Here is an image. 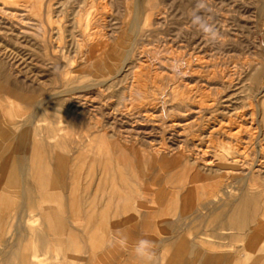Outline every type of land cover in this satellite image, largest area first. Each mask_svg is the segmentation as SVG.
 Returning a JSON list of instances; mask_svg holds the SVG:
<instances>
[{
  "label": "rangeland",
  "instance_id": "1",
  "mask_svg": "<svg viewBox=\"0 0 264 264\" xmlns=\"http://www.w3.org/2000/svg\"><path fill=\"white\" fill-rule=\"evenodd\" d=\"M208 2L211 22L222 36L216 44H209L191 25L195 0H0V97L25 99L13 116L6 114L5 122L30 119L25 142L53 145L62 136L63 148L76 150L64 156L88 161L69 164L65 178H56L64 204L73 195L83 206H101L110 197L116 202L123 195L110 194V182L117 177H124L128 191L134 182L146 181L153 193L160 194L189 184V178L199 183L201 193L209 178L225 181L245 175L244 162L255 169L261 157L264 161V0ZM176 61L184 64L182 77L170 71ZM238 129L242 131L234 135ZM231 142L241 145L236 150L228 145ZM17 157L16 151L11 153L8 170L17 180V195L2 201L1 219L6 224L0 227V262L23 202ZM91 161L109 163L110 182ZM151 176L153 184L147 182ZM118 184L123 186L122 181ZM25 187L34 192V199L25 211V238L19 244L25 263L17 264H126L127 257L121 254L132 253L141 238L152 241L158 264L167 251L182 257L191 253L180 244L170 250L164 247L163 240L174 232L160 222L171 220L175 197L131 194L142 208L130 216L133 224L158 207L163 210L135 239L124 235L115 222L118 216H99L96 234L113 235L126 244H116L94 261L81 233L85 217L65 210L64 226L56 225L59 216L52 214L48 225L44 206L59 207V199L40 198L43 190L33 176ZM189 200L190 205L182 203L176 209L180 214L183 210L184 217L205 202ZM104 220L108 223L103 228ZM39 231L47 236L46 248L36 236ZM60 242L66 245L62 252ZM232 246L240 250L243 242L235 240ZM205 250L217 253L228 248L208 245Z\"/></svg>",
  "mask_w": 264,
  "mask_h": 264
},
{
  "label": "crops",
  "instance_id": "2",
  "mask_svg": "<svg viewBox=\"0 0 264 264\" xmlns=\"http://www.w3.org/2000/svg\"><path fill=\"white\" fill-rule=\"evenodd\" d=\"M22 103H25L24 98L15 99L6 96L0 97V227H3V225L6 224V221L1 219V213L4 207L2 201H4L7 197L15 199V195H17L18 192V190L14 188L17 180H12V176L8 173L10 168L9 158L11 153L15 151L18 154L17 164L20 182L23 185V190L21 191V197L23 200L20 205L21 213L17 222L13 225V229H11L9 233L11 238H8L5 241V248L7 251L2 254L3 256L0 264H17V262L25 263V257L19 249V244L22 243L25 238V211L33 206L34 192L25 187L29 176H33L36 187L43 190L38 192V196L43 198L45 202L48 200L55 201V198L59 199V207L53 208V206H44V209L48 212V225L52 223V220L50 219L52 214L54 216H59V221L56 225L64 226L66 222L61 216L65 210H69L73 217H85L84 227L82 230H79H81L82 237L89 244V251L91 252L94 261L96 258H102L104 251L111 248L108 246V241L114 238L113 235L100 237L96 234L95 228L98 226L99 216H104L105 218L111 215L118 216L119 219L115 222L120 224V228L123 229L124 235L128 238L135 239L141 237V232L143 230H147L153 225L154 222L151 220L152 216L159 217L162 215L163 210L161 207H158L156 210L145 214L140 221L133 224L129 219L130 216L141 212L142 208L136 204V201L133 199L131 194H137L140 197L147 193H144L141 189L136 188L135 186L138 184L135 182L133 183L134 187L130 188L128 191L124 177H117L116 180L112 178L114 182L111 184L108 166L109 163L107 164L105 162V164L103 161L100 163L98 161H91V163L101 167V176L103 180L105 182H110V194H122V198L118 197L116 202H112L111 200H113V198L110 197L108 198V201L101 206L97 205V203L83 206L77 202L78 198L73 195L72 197L70 196V203L64 204L61 199V194L56 190V178H65L66 168L69 164H82L88 161H78L77 155L64 156L66 152H69L70 154L73 153V151L76 152V150H65L61 144V140L63 139L62 136H58V142L53 145L50 143L34 145L32 143L30 144L25 142V131L27 130L26 127H28L30 119L27 121L20 120L16 123L5 122L6 114L13 116L16 106ZM2 107H4L5 110ZM36 121L37 120H34L33 125L39 127ZM53 126L58 132L59 128L55 125ZM54 168H58V170L55 171ZM44 175L48 180L44 177ZM74 177H80V173H75ZM118 181H122L123 186H120ZM52 183L55 187L51 186ZM235 201L237 203L234 202V200L231 201V208L227 210L220 209L215 211L214 215H211V213L205 210H201L200 212L196 210L192 216L186 215V217H184L185 213L183 214V210L180 214L178 211L175 212L174 208V210L171 209V211H173L171 220L167 222H160V224H164L168 228L170 227V229L174 232L171 236L163 240L164 247L169 246L168 248L170 250V248H174L181 244L186 246L191 253L188 257H182L170 253L171 251H167L168 254L164 257V262L162 264H264V211L259 210V212H254L253 209L235 210L232 206L236 207L241 200L238 198L237 200L235 199ZM127 206L130 207L129 210L126 209ZM229 211L231 212L228 213ZM122 217L125 218L122 219ZM251 222H253V224ZM107 223V220L102 221L100 227L104 228ZM190 231H198L199 233L191 238L186 235V233ZM13 236L15 237V240L12 239ZM36 236L38 237L41 246L46 248L48 243L46 234L39 231ZM261 238L262 241L260 240ZM235 240L243 242V246L240 250L235 251L231 249L233 247L232 242ZM208 245L226 247L228 248V251L210 253L205 250V247ZM57 247L59 252H62L66 248V245L60 242ZM76 248L79 250L77 245ZM111 253L116 254V252ZM121 257H127V259H125V261L127 260L126 264L135 259L132 253L121 254ZM237 257L240 259H237Z\"/></svg>",
  "mask_w": 264,
  "mask_h": 264
},
{
  "label": "bare ground",
  "instance_id": "3",
  "mask_svg": "<svg viewBox=\"0 0 264 264\" xmlns=\"http://www.w3.org/2000/svg\"><path fill=\"white\" fill-rule=\"evenodd\" d=\"M40 4V3H39ZM141 79V77H140ZM139 79V80H140ZM141 83V82H140ZM143 88V87H142ZM146 96V95H145ZM38 112V111H37ZM257 114V113H256ZM258 115V114H257ZM253 116V115H252ZM263 117V116H262ZM244 119L247 118V117H243ZM253 118V117H252ZM242 119V120H244ZM263 118H261L262 120ZM247 120V119H246ZM255 120V119H254ZM250 123V122H249ZM263 124V123H262ZM242 125V124H241ZM251 125V123H250ZM255 125V124H254ZM244 126V125H242ZM239 127V126H238ZM237 127V128H238ZM261 129L260 126H257ZM241 128V127H240ZM236 129V128H235ZM250 129V127H249ZM258 130V128L256 129ZM242 130H239L238 131L236 130V132L234 133V135H237L241 132ZM264 131V130H263ZM245 133V132H244ZM263 133V132H261ZM255 134V133H254ZM238 136V135H237ZM247 136V135H246ZM251 136V135H250ZM233 140L235 139H239L238 137L235 138V136H233ZM241 140V139H239ZM253 140V139H252ZM62 141V140H61ZM25 143V142H23ZM22 143V144H23ZM238 143V142H237ZM245 143V142H243ZM232 145V146H235V142L234 144L231 142V143H228V145ZM237 145V144H236ZM239 145V144H238ZM237 145V146H238ZM241 145V144H240ZM239 145V146H240ZM244 145V144H243ZM236 147V150L238 149ZM227 147V146H226ZM243 147V146H242ZM263 147V146H262ZM233 148V147H232ZM248 151V150H247ZM200 152V151H199ZM198 152V153H199ZM248 153V152H247ZM201 154V153H200ZM204 155V154H203ZM237 156V155H236ZM246 157V156H245ZM247 158V157H246ZM151 159V158H150ZM263 158L261 157V161H257L258 163H256V167L254 169L253 165L251 164V166H249L250 164H248L249 162H241L243 164H246L247 166V174L245 175H238L237 174L236 176H229L228 178H226L225 181H223V179L225 178H209L207 182V185L208 187L207 188H203L202 192L199 193L197 190V185H199V183H194V180H190L189 181V178H187V182L188 183H183L182 184V187L181 185H179L180 187H176L175 188H172V191H169V193H165V194H160V193H153L151 191V188L147 186V183L145 181V183L143 184L141 182V184L139 186H137L136 188H139L141 189L142 192L144 193H147L148 195H150L151 197H162L164 196L163 199H166V197H168V199L170 197H175L177 202H173L175 203L174 205H176V209H178V207H182V203L183 205H186L187 207V204L186 202L190 201L189 199H196L199 201L200 198L204 199L205 202L204 203H201L200 206L198 207V211L200 212L201 210H205L209 213H211V215H214L215 214V211H218L220 209H223V210H227L229 208H231V201L235 199L237 200L239 198V200H241L238 205L235 207V206H232L235 210H250V209H253L254 212L258 211L259 210H263L264 211V161H262ZM225 161V158H222V163H224ZM237 161V160H236ZM239 161V160H238ZM253 161V160H252ZM251 161V162H252ZM38 162V161H37ZM240 162V161H239ZM250 162V163H251ZM237 163V162H235ZM254 163V164H255ZM234 166H238L237 164H233ZM207 166H211L210 163L207 164ZM244 166V165H243ZM187 167V166H186ZM243 168V167H242ZM46 170V169H45ZM33 171V170H32ZM34 172V171H33ZM207 172V171H206ZM210 171H208L209 173ZM216 172H219V171H216ZM227 172V171H226ZM242 173H245L244 172H241ZM33 174V173H32ZM44 174V173H43ZM231 174V173H230ZM240 174V173H239ZM47 175H48V172H47ZM42 176V174H41ZM45 177V175H44ZM46 178V177H45ZM41 179V178H40ZM47 179V178H46ZM48 180V179H47ZM46 180V181H47ZM155 179L153 176H151L147 182L149 183H155L154 182ZM143 187V188H142ZM225 188V189H224ZM224 191V192H223ZM223 192V193H222ZM159 199V198H157ZM167 199V200H168ZM173 200V201H174ZM195 200H193L192 202H194ZM191 202V201H190ZM171 203V202H170ZM177 203H180L179 205ZM186 203V204H185ZM237 203V202H236ZM172 204V203H171ZM190 205V204H188ZM195 204H193L194 206ZM199 205V204H198ZM235 205V204H233ZM171 206V205H170ZM192 206V207H193ZM174 207V206H173ZM186 207H183V208H186ZM128 209H130V207L127 206ZM189 208V206H188ZM194 208V207H193ZM173 209V208H172ZM175 209V207H174ZM176 209H175V212H176ZM232 210V209H231ZM222 211V210H221ZM185 212V211H184ZM231 211H229L228 213H230ZM253 212V211H252ZM226 213V212H225ZM261 213V212H260ZM184 214V213H183ZM199 214V213H198ZM204 215V214H203ZM226 215V214H224ZM229 215V214H228ZM258 215V214H257ZM227 217V216H226ZM237 217V216H236ZM257 217V216H256ZM221 219V218H220ZM225 220V219H224ZM250 220V219H249ZM254 221V220H253ZM206 222V221H205ZM225 223V222H224ZM253 224V222H251ZM250 223V224H251ZM210 224V223H209ZM225 225V224H224ZM140 226V225H139ZM172 226V224H171ZM195 226V224H194ZM249 227V226H248ZM170 228V227H169ZM194 228V227H193ZM225 228V227H224ZM192 229V228H191ZM213 229V228H212ZM231 229V228H230ZM256 229V228H255ZM238 230V229H236ZM252 230V229H251ZM232 231V230H231ZM256 231V230H254ZM246 234V233H245ZM234 235V234H233ZM238 235V234H237ZM241 235V234H239ZM243 235V234H242ZM256 235V233H255ZM251 237H252V234H251ZM230 238V237H229ZM228 238V239H229ZM260 238V237H259ZM262 241V238L260 239ZM259 241V240H258ZM256 241V242H258ZM260 242V241H259ZM252 243V242H251ZM264 243V242H263ZM230 244V243H229ZM256 244V243H255ZM181 245V244H180ZM251 248V247H250ZM249 248V249H250ZM264 249V248H263ZM259 250V249H258ZM249 251V250H248ZM262 251V249H261ZM264 252V251H263ZM255 254V252H254ZM257 255V254H256ZM243 258V257H242ZM180 260V259H179ZM127 263V262H126ZM242 264V263H241ZM259 264V263H258Z\"/></svg>",
  "mask_w": 264,
  "mask_h": 264
},
{
  "label": "clouds",
  "instance_id": "4",
  "mask_svg": "<svg viewBox=\"0 0 264 264\" xmlns=\"http://www.w3.org/2000/svg\"><path fill=\"white\" fill-rule=\"evenodd\" d=\"M212 13L213 9L210 6L208 0H195V8L190 12L189 15L192 27L197 32L202 34L204 39L209 44H216L222 41V36L220 35V32L215 24L211 22ZM183 67L184 64L182 61H176L171 65L170 71L175 76L182 77L184 75V72L182 71ZM116 244L124 246L126 244V240H117L113 238L108 241L109 247H114ZM131 251L138 264H158L153 243L148 239H139Z\"/></svg>",
  "mask_w": 264,
  "mask_h": 264
}]
</instances>
